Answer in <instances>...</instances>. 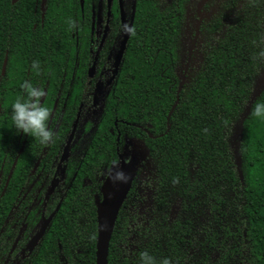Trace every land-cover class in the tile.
<instances>
[{
    "label": "flooded vegetation",
    "instance_id": "obj_1",
    "mask_svg": "<svg viewBox=\"0 0 264 264\" xmlns=\"http://www.w3.org/2000/svg\"><path fill=\"white\" fill-rule=\"evenodd\" d=\"M136 2L78 0L68 42L62 40V27L55 23L59 10L54 8L51 10V26H48V31L57 33L54 54L50 52L53 47L50 45L51 48L48 46L43 55L34 56L26 66L19 59L16 62L15 99L21 95L20 84L25 80L42 87L45 90L42 103L50 109L48 126L54 136L50 143L41 145L38 139L18 133L14 127H6L3 133L5 145L0 146V264H36L52 228L58 231V236L68 237L69 226H75L71 219L78 220L81 226L80 223H85L93 212L97 240L96 203L102 200V185L110 171L119 168L122 159L132 153L131 162L137 167L116 221L121 211L127 213L131 226H135L132 240L139 243L143 235L148 238L153 231L154 239L160 231L164 241L163 229L178 220L179 226L184 230L188 228L184 238L191 244L186 245V249L193 253L194 259L203 255L200 254L203 249L196 254V246L201 247L200 244L210 236V230L202 229L199 233L202 239L196 244L197 219L195 215L192 218L187 216L193 207L200 208V215L204 216L201 226H211V212L204 205L197 207L196 197L185 199L173 193L164 197L158 176L163 161L151 155V149L157 147L159 150L160 145L152 142L169 130L168 121L172 114L169 118L168 115L178 98L177 107L190 73L196 72L204 61L203 57L211 52L213 37L221 39L238 21L242 22L239 28L251 30L261 39L264 63V0H155L160 9L173 7L177 10L181 7L183 12L181 35L174 46L173 70L178 81L175 101L166 118V132L156 127L151 117L155 111L154 101L159 104L164 96L154 93L153 83L145 80L140 102L145 121L141 125L134 123L131 120L134 105L128 91L133 78L127 71L122 76L120 74L131 40ZM34 3L41 13L42 28L45 0H34ZM132 12L130 35L119 61L117 57ZM188 35L189 45L186 44ZM34 64L39 68H34ZM4 75L5 72L2 77ZM120 76L124 79L119 80ZM123 82L125 86H119ZM162 82L161 79L159 83ZM134 112L137 114L136 109ZM8 116L11 119V111L7 112ZM7 121L5 126L9 124ZM102 127H106L104 132L108 134L103 137V143L99 141ZM143 151L147 155L140 160ZM174 202L178 203L179 209L176 215L171 213ZM142 208L144 211L139 212ZM61 215L64 218L55 222ZM131 216L134 217L132 222ZM162 217L168 222L160 224ZM154 221H157L156 226ZM86 223L90 224V220ZM86 223L85 226H89ZM78 234L82 237L85 232L81 230ZM68 238L70 241L66 247L70 249L73 246L80 248L84 242L75 237ZM58 248L60 251L59 245ZM186 249L183 247L182 252ZM210 257L208 255V259Z\"/></svg>",
    "mask_w": 264,
    "mask_h": 264
},
{
    "label": "trees",
    "instance_id": "obj_2",
    "mask_svg": "<svg viewBox=\"0 0 264 264\" xmlns=\"http://www.w3.org/2000/svg\"><path fill=\"white\" fill-rule=\"evenodd\" d=\"M54 8L59 10L55 23L62 27V40L68 42L78 0H45L42 28L41 13L39 7L35 8L34 0H19L15 4L11 0H0V105L3 109L0 146L5 145L6 127L13 128L7 112L15 101V64L19 59L26 66L34 56L43 55L48 46L55 48L57 33L48 31ZM182 20L181 7L160 9L155 0H137L131 40L120 73L122 76L127 71L133 78L128 91L134 105L131 109L134 123L141 125L145 121L140 103L145 80L153 83L154 93L164 96L161 103L154 101L155 111L151 116L162 132H166V118L175 101L178 79L173 70L174 46L181 35ZM241 24L238 21L221 39L212 38L211 52L203 57L200 68L190 73L179 96V103L168 121L169 130L151 141L160 145L159 150L151 149V155L163 161L158 176L164 197L172 193L185 199L196 197L197 207L204 205L211 212L213 231L200 244L203 255L194 259L193 253L186 249V245L191 244L184 238L188 228L184 230L178 220L163 229L164 241L160 231L154 239L153 231L152 236L143 235L142 240L135 243L132 240L135 226H131L127 213L121 211L109 244L107 264H140L139 255L143 251L150 253L156 264L163 258L169 259L170 264H264V90L251 101L254 81L263 67V47L257 33L243 31L238 27ZM5 56L7 65L2 77ZM121 76L119 80L124 79ZM258 105L260 115L255 114ZM245 114L237 167L231 137ZM5 120H8L7 126ZM105 128L100 129L102 143L103 137L108 136ZM72 209L75 211L76 201ZM63 218L61 215L55 222ZM88 220L92 226L86 223ZM133 220L131 216V222ZM94 221V212L85 219L89 226L83 222L79 226L78 220L71 219L75 226H69L67 235L79 242L83 240L80 248H67L70 239L58 236V231L52 228L36 264H95ZM167 222L162 217L160 224ZM81 230L85 232L82 237L78 234ZM183 247L185 252H182ZM208 255H211L209 259Z\"/></svg>",
    "mask_w": 264,
    "mask_h": 264
},
{
    "label": "water",
    "instance_id": "obj_3",
    "mask_svg": "<svg viewBox=\"0 0 264 264\" xmlns=\"http://www.w3.org/2000/svg\"><path fill=\"white\" fill-rule=\"evenodd\" d=\"M19 0H11L12 4H15ZM133 22V12L130 20V25L125 30V35L123 42L121 44V52L117 57V60L120 61L121 54L124 50L126 41L130 35V30ZM7 65V56H5L1 74L3 75ZM183 85V82H182ZM264 88L259 91L257 94L254 93V86H253V93L252 98L255 99ZM178 102V98L176 100V104ZM251 103V102H250ZM176 104L173 106L172 110L170 111L169 116L172 114ZM248 108L246 109V114L248 113ZM246 114L243 116L242 120L238 122L236 127L234 128L233 135L231 137V147L236 157V166L239 167V156H238V144L241 138L243 127L242 122L246 117ZM133 155V154H132ZM127 156L122 159L121 166L119 168L113 169L108 174L107 178L105 179L102 185V200L96 203V221H97V240L95 245V264H107V257H108V249H109V242L111 238V234L114 228V224L118 215V212L122 206V203L130 189L131 182L133 180L135 171H136V164L131 162L133 160V156ZM146 152H142L140 155V160L145 159ZM122 173L123 179H117V174ZM240 176V180L242 181V177Z\"/></svg>",
    "mask_w": 264,
    "mask_h": 264
},
{
    "label": "clouds",
    "instance_id": "obj_4",
    "mask_svg": "<svg viewBox=\"0 0 264 264\" xmlns=\"http://www.w3.org/2000/svg\"><path fill=\"white\" fill-rule=\"evenodd\" d=\"M39 68L38 64L33 65ZM21 95L11 104V120L18 133L38 139L41 145H47L53 139L54 133L49 128L51 117L50 109L42 103L45 90L33 85L28 80L20 84ZM255 114H261V106H257ZM117 179H123V174L118 173ZM140 264H156L154 257L147 251L139 255ZM160 264H170L169 259L163 258Z\"/></svg>",
    "mask_w": 264,
    "mask_h": 264
},
{
    "label": "rangeland",
    "instance_id": "obj_5",
    "mask_svg": "<svg viewBox=\"0 0 264 264\" xmlns=\"http://www.w3.org/2000/svg\"><path fill=\"white\" fill-rule=\"evenodd\" d=\"M194 23V22H193ZM193 25V24H192ZM193 28V27H192ZM189 33V31H188ZM190 36L188 35V40H186V44L189 45V41H190ZM254 93L257 94L259 91H261L263 88H264V63H263V67L260 69V72L258 73L255 81H254ZM134 152V151H133ZM133 154V153H132ZM144 209H140L139 212ZM179 211L178 209V203L177 202H174V205L171 209V213L172 214H177ZM200 208H196V207H193V210L191 209L190 211V215H188L187 217L188 218H192L193 215L196 216V219H197V226H196V229L198 230V235L196 237V239L194 240L196 244H199L201 239H202V236L199 235V233L201 232L202 229H205L207 228V230H210V233L213 231L212 228L213 226H201V224L204 222V216L202 217L200 214ZM204 250H202L203 252ZM196 254H198L200 252V247L199 245L196 246Z\"/></svg>",
    "mask_w": 264,
    "mask_h": 264
}]
</instances>
